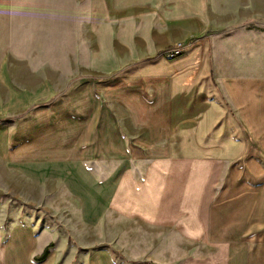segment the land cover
Instances as JSON below:
<instances>
[{
  "label": "crops",
  "instance_id": "obj_1",
  "mask_svg": "<svg viewBox=\"0 0 264 264\" xmlns=\"http://www.w3.org/2000/svg\"><path fill=\"white\" fill-rule=\"evenodd\" d=\"M0 133L21 201L25 184L62 183L83 223L110 211L205 250L178 264H264V0H0ZM94 143L92 161L113 166L102 178L85 166ZM72 148L98 185H114L94 217L65 179L19 166L71 161ZM52 245L0 217V264H60ZM74 258L145 264L102 248Z\"/></svg>",
  "mask_w": 264,
  "mask_h": 264
},
{
  "label": "rangeland",
  "instance_id": "obj_2",
  "mask_svg": "<svg viewBox=\"0 0 264 264\" xmlns=\"http://www.w3.org/2000/svg\"><path fill=\"white\" fill-rule=\"evenodd\" d=\"M178 42V41H177ZM99 119L95 115L88 118V132ZM13 128V124H9ZM84 135V134H83ZM86 136V135H84ZM79 138V137H78ZM58 140V136H56ZM4 142V133H0V143ZM85 152V166L102 178L113 169L112 164L96 165L92 153L99 150L95 143ZM114 150H105V158L112 155ZM91 153V154H90ZM77 149L72 148L71 161H54L44 163L20 164L25 171L36 178L49 173L66 180L68 186L76 192L82 200L85 216L94 217L96 212L104 208L108 202L114 185L106 183L98 185L90 172L81 164L77 156ZM94 155V154H93ZM106 179V178H105ZM16 177L6 174L0 166V217L4 226L15 224L36 226L37 231L51 233L52 247L59 252V263L71 259L72 264L78 261L74 254L89 253L93 249H106L117 261L126 259L129 263L178 264L183 256L203 255L205 250L201 246L181 244L175 235L164 230H147L137 223L118 218L110 211H103L100 222L83 223L82 208L78 198L67 194L63 184L52 186L24 185V201L16 195ZM17 211L19 213H17ZM23 213H22V212ZM89 225L93 227H88ZM98 241L86 244L87 241Z\"/></svg>",
  "mask_w": 264,
  "mask_h": 264
},
{
  "label": "built area",
  "instance_id": "obj_3",
  "mask_svg": "<svg viewBox=\"0 0 264 264\" xmlns=\"http://www.w3.org/2000/svg\"><path fill=\"white\" fill-rule=\"evenodd\" d=\"M193 44V40L175 42L172 46L164 50L161 56L166 59L177 58L183 55Z\"/></svg>",
  "mask_w": 264,
  "mask_h": 264
},
{
  "label": "trees",
  "instance_id": "obj_4",
  "mask_svg": "<svg viewBox=\"0 0 264 264\" xmlns=\"http://www.w3.org/2000/svg\"><path fill=\"white\" fill-rule=\"evenodd\" d=\"M48 249L49 247H47L39 257L35 258V261H42L47 256Z\"/></svg>",
  "mask_w": 264,
  "mask_h": 264
}]
</instances>
